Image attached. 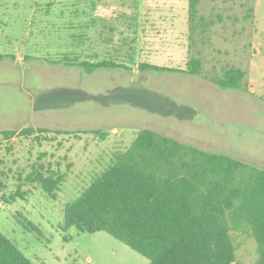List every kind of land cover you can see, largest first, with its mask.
I'll list each match as a JSON object with an SVG mask.
<instances>
[{"label": "rangeland", "instance_id": "1", "mask_svg": "<svg viewBox=\"0 0 264 264\" xmlns=\"http://www.w3.org/2000/svg\"><path fill=\"white\" fill-rule=\"evenodd\" d=\"M198 16L191 24L189 0H0V53L16 56L0 60V130L77 134H49L56 140L42 145L0 140L7 194L36 164L66 173L55 199L25 184V200L0 203V231L34 263L149 264L106 232L63 228L65 207L143 128L264 169V0H200ZM66 55L132 70L90 75L45 61ZM192 58L202 61V76L138 70L146 62L185 70ZM227 67L246 73L252 94L207 79ZM97 130L107 136L84 133ZM258 258L249 237L236 264Z\"/></svg>", "mask_w": 264, "mask_h": 264}, {"label": "trees", "instance_id": "2", "mask_svg": "<svg viewBox=\"0 0 264 264\" xmlns=\"http://www.w3.org/2000/svg\"><path fill=\"white\" fill-rule=\"evenodd\" d=\"M199 3L189 0L191 24L204 20L198 16ZM6 57L16 59L0 53V58ZM45 61L79 68L90 75L100 70H132L113 60H80L69 55ZM138 70L202 76L203 63L192 58L184 70L146 62ZM245 78L240 68L227 67L221 76L207 79L221 90L252 94ZM84 133L101 135L102 139L107 136L98 130ZM49 134L77 137L69 131L26 127L0 130V140L11 142L20 137L42 145L56 140ZM4 177L0 170V203L8 205L26 199L25 184L38 186L55 199L66 173L52 165L36 164L10 194L6 193ZM71 227L83 233L106 232L146 257L149 264H236L237 250L253 237L259 254L253 264H264V169L143 128L131 146L115 154L111 165L65 207L63 228L67 231ZM234 232L245 237L237 241ZM0 264L36 263L0 231Z\"/></svg>", "mask_w": 264, "mask_h": 264}, {"label": "crops", "instance_id": "3", "mask_svg": "<svg viewBox=\"0 0 264 264\" xmlns=\"http://www.w3.org/2000/svg\"><path fill=\"white\" fill-rule=\"evenodd\" d=\"M15 57H16V56H15ZM4 59H9V58H7V57H6V58H3V59H2V58H0V60H4ZM10 60H11V59H10ZM5 130H8V129H5Z\"/></svg>", "mask_w": 264, "mask_h": 264}]
</instances>
